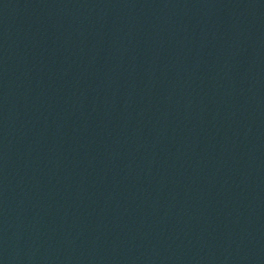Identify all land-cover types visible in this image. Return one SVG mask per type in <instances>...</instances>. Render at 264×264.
<instances>
[{"label": "water", "instance_id": "1", "mask_svg": "<svg viewBox=\"0 0 264 264\" xmlns=\"http://www.w3.org/2000/svg\"><path fill=\"white\" fill-rule=\"evenodd\" d=\"M53 264H264V0H136Z\"/></svg>", "mask_w": 264, "mask_h": 264}]
</instances>
